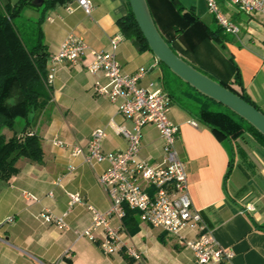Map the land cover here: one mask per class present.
Listing matches in <instances>:
<instances>
[{"label": "crops", "instance_id": "1", "mask_svg": "<svg viewBox=\"0 0 264 264\" xmlns=\"http://www.w3.org/2000/svg\"><path fill=\"white\" fill-rule=\"evenodd\" d=\"M17 1L0 0V15ZM89 1L92 6L89 14L77 7L75 0H57L44 1L39 7L25 6L14 18L23 32L27 19L39 20L36 26L39 25L48 52L46 78L52 66L54 74L51 83L46 82L49 98L44 107L29 114L28 129L40 138L41 159L20 157L16 161L17 171L7 180L0 179V264H54L60 258L61 264H197L190 249L180 246L173 235L143 222L138 212H133L125 225L124 220L118 219H112L111 225L123 226L128 244L141 259L133 258L125 248L105 254L97 241L77 234L91 221L87 205L101 212L109 208V200L96 180L108 163L89 166L82 156L72 155L69 146L85 148L91 132L102 128L106 133L101 142L103 151L127 148L126 139L115 126L129 122L107 98L92 92L96 81L105 82L103 74L86 70L92 60L89 50H109L110 38L116 34L120 35L116 57L122 70L133 74L144 67L147 71L140 83L170 94L168 117L179 126L176 148L186 165L188 198L221 246L233 252L230 261L220 264H264V144L247 131L235 140L218 139L209 126L199 121L197 114L192 115L190 106L198 107L199 102L188 88L179 84V97L166 88L164 83L173 74L150 50L137 49L132 39L119 31L116 21L128 13V0ZM178 1L206 26L215 25L206 0ZM147 2L155 18L164 20L168 16L167 0ZM217 3L239 26V34H227L219 42L205 37L197 55L187 58L230 84L236 72L234 64L241 82V87H237L264 113V14H246L229 0ZM68 5L72 10L66 9ZM69 35L87 44L86 55L76 64H52L50 55L57 52ZM156 80L162 81L161 86L153 88ZM189 120H195L197 126H192ZM3 133L10 137L13 131ZM54 139L68 145L54 146ZM140 156L151 162L162 159L163 140L152 125L142 130ZM70 166L74 170L69 171ZM66 192L78 193L82 203L70 208ZM25 193L36 200L28 202ZM248 204L252 210L247 208ZM44 210L58 216L65 213L67 226L42 222L38 214ZM9 216L14 221L4 222ZM66 250L70 251L69 257L63 256Z\"/></svg>", "mask_w": 264, "mask_h": 264}, {"label": "built area", "instance_id": "2", "mask_svg": "<svg viewBox=\"0 0 264 264\" xmlns=\"http://www.w3.org/2000/svg\"><path fill=\"white\" fill-rule=\"evenodd\" d=\"M229 1L246 14L258 12L264 14V0ZM75 2L85 13H91L92 6L89 0ZM206 5L224 32L231 35L239 34V26L225 15L217 0H206ZM72 8L70 5L66 6L68 11ZM119 40V34L112 36L110 49L107 51L90 49L92 60L86 65V70L90 73L103 74L105 82L96 81L92 92L107 98L117 107L122 118L129 122V125L122 123L115 126L116 131L126 139L127 148L103 151L101 142L106 133L102 128H96L91 132L85 148L78 145L69 146L71 154L82 156L89 166L99 162L108 163V166L97 174L96 180L109 200V208L106 212H101L92 205H87L91 221L77 234L97 241L105 254H113L125 248L133 258L141 259L140 254L128 244V235L123 226L111 225L112 219L121 221L125 215V208H130L138 212L143 222L173 235L180 246L190 249L197 264H220L223 261H230L233 252L221 246L200 211L192 206L188 198L186 165L176 148L179 126L168 117L171 107L170 95L163 89L152 90L140 83V79L147 71L144 67H140L133 74L122 70L116 57ZM87 50L88 46L81 38L69 35L57 52L50 55V61L52 64L61 62L76 64L86 55ZM53 70L52 66L47 74L48 85L52 81ZM189 123L197 126L195 120H189ZM148 125L154 126L163 140V156L159 162H151L140 156L142 130ZM53 145L62 147L68 144L54 139ZM68 170H74V166H70ZM66 194L70 208L75 203H82L78 193ZM24 195L28 202L36 200L31 194ZM247 208L253 209L250 204ZM65 215L63 213L58 216L44 210L38 214V218L46 224L65 228L67 226ZM13 221L14 218L9 216L4 222ZM63 256L69 257L70 251L66 250ZM61 262L60 258L54 264Z\"/></svg>", "mask_w": 264, "mask_h": 264}, {"label": "trees", "instance_id": "3", "mask_svg": "<svg viewBox=\"0 0 264 264\" xmlns=\"http://www.w3.org/2000/svg\"><path fill=\"white\" fill-rule=\"evenodd\" d=\"M31 1L18 0L12 8L7 6L0 15V179L3 180H7L17 171L16 161L20 157H26L31 161H37L42 157L40 138L28 127L29 114L43 108L49 98V87L46 84L48 52L41 40L39 25L35 40L30 42L14 21L23 7L32 6ZM45 2L55 1L45 0ZM167 8L168 16L164 20L155 18L151 10L150 12L158 31L170 48L197 70L259 109L247 94L237 87L241 82L234 64L232 67L236 72L233 83L230 84L217 79L202 66L192 64L187 58L197 55V48L205 37L219 42L227 36L217 20L214 18L213 27L206 26L192 10L185 11L178 0H167ZM36 23H39V20ZM116 23L122 35L138 42L141 51L150 50L130 8L126 15L117 19ZM180 83L198 100L199 121L209 126L218 139L235 140L247 131L264 144V136L240 116L197 92L181 79ZM17 118L23 119L24 125L16 131L14 126ZM3 128L13 130V134L6 137L1 132ZM133 212L137 211L125 208V215L122 217L124 225L128 218V220L132 219Z\"/></svg>", "mask_w": 264, "mask_h": 264}, {"label": "water", "instance_id": "4", "mask_svg": "<svg viewBox=\"0 0 264 264\" xmlns=\"http://www.w3.org/2000/svg\"><path fill=\"white\" fill-rule=\"evenodd\" d=\"M44 1L32 0L31 4L39 7ZM128 3L150 51L159 62L197 92L224 105L264 136V113L261 110L242 99L230 89L222 86L219 82L200 72L177 55L158 31L146 0H128ZM132 43L139 49L136 40L132 39Z\"/></svg>", "mask_w": 264, "mask_h": 264}, {"label": "rangeland", "instance_id": "5", "mask_svg": "<svg viewBox=\"0 0 264 264\" xmlns=\"http://www.w3.org/2000/svg\"><path fill=\"white\" fill-rule=\"evenodd\" d=\"M43 7V6H42ZM40 7V8H42ZM25 14V13H24ZM23 14V16L25 17V15ZM21 20H23V17L21 18ZM26 28H25V32H23V30L21 29V31L23 32V36L25 38H28L29 40L27 41H30V42H33L36 38V33H37V26H36V20L35 19H31V21H29V19H27L26 23ZM169 70V69H168ZM170 71V70H169ZM171 72V71H170ZM172 73V72H171ZM173 74V73H172ZM173 76V77H172ZM175 76V77H174ZM175 78V79H174ZM160 81L161 80H156L155 83H154V87L153 88H156V87H160ZM182 81V80H181ZM162 82V81H161ZM179 84L180 83V79L176 76V75H171V78H168L167 81H165L164 85L166 86V88L173 94L175 95L176 97H179ZM183 102H187L185 100V98L182 99ZM191 108V113L192 115H196L197 114V111H198V107H195L194 105L193 106H190ZM31 118V117H30ZM24 125V120L21 119V118H17L16 119V123H15V126H14V130H18L20 129L22 126ZM13 130H10L8 128H3L2 129V133L3 132H11ZM226 144H229V141H226Z\"/></svg>", "mask_w": 264, "mask_h": 264}]
</instances>
